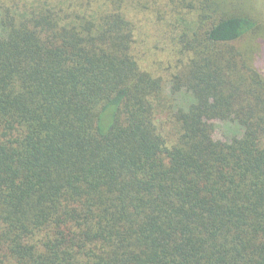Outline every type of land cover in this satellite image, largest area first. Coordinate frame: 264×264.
I'll list each match as a JSON object with an SVG mask.
<instances>
[{
	"label": "trees",
	"instance_id": "16d2710c",
	"mask_svg": "<svg viewBox=\"0 0 264 264\" xmlns=\"http://www.w3.org/2000/svg\"><path fill=\"white\" fill-rule=\"evenodd\" d=\"M260 9L0 0V264H264Z\"/></svg>",
	"mask_w": 264,
	"mask_h": 264
},
{
	"label": "rangeland",
	"instance_id": "374dc122",
	"mask_svg": "<svg viewBox=\"0 0 264 264\" xmlns=\"http://www.w3.org/2000/svg\"><path fill=\"white\" fill-rule=\"evenodd\" d=\"M258 2L260 3L261 13L264 14V0H258ZM259 36H260V42L258 40ZM259 36H258V34H256L252 37V39L254 40L253 43H255V41L258 42V48L261 45V49H260L258 56H259L260 66L262 64L261 67H262V70L264 72V47L262 46V43H261V41L264 42V34L261 32ZM260 58H261V62H260ZM217 123L218 124H217V129L215 132V137L219 138V139H229L231 134L233 133L232 128H234V127L231 125H227L226 123H223V122H217Z\"/></svg>",
	"mask_w": 264,
	"mask_h": 264
}]
</instances>
